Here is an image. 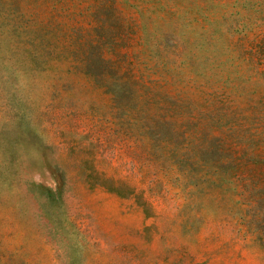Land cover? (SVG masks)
<instances>
[{
	"label": "rangeland",
	"instance_id": "374dc122",
	"mask_svg": "<svg viewBox=\"0 0 264 264\" xmlns=\"http://www.w3.org/2000/svg\"><path fill=\"white\" fill-rule=\"evenodd\" d=\"M0 264H264V0H0Z\"/></svg>",
	"mask_w": 264,
	"mask_h": 264
}]
</instances>
